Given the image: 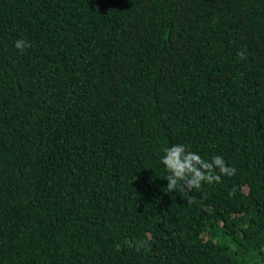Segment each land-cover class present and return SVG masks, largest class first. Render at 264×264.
Wrapping results in <instances>:
<instances>
[{
	"label": "trees",
	"instance_id": "trees-1",
	"mask_svg": "<svg viewBox=\"0 0 264 264\" xmlns=\"http://www.w3.org/2000/svg\"><path fill=\"white\" fill-rule=\"evenodd\" d=\"M0 264H264V0H0Z\"/></svg>",
	"mask_w": 264,
	"mask_h": 264
},
{
	"label": "clouds",
	"instance_id": "clouds-1",
	"mask_svg": "<svg viewBox=\"0 0 264 264\" xmlns=\"http://www.w3.org/2000/svg\"><path fill=\"white\" fill-rule=\"evenodd\" d=\"M15 47L23 50L30 47V44L18 39L15 42ZM241 58H245L243 53ZM164 155L161 157V163L164 165L166 171L169 173L165 178L168 191L178 189L180 192H191L192 190H200L204 183H220L223 176L231 177L235 175L236 169L229 166L223 156L216 155L212 157L211 161L205 160L201 155L195 151H191L184 144H174L163 149ZM217 169L219 170L217 172ZM229 193V196L233 195ZM192 203L191 200L188 201ZM147 241L141 240L134 245L136 251L141 249L148 250L146 247Z\"/></svg>",
	"mask_w": 264,
	"mask_h": 264
}]
</instances>
